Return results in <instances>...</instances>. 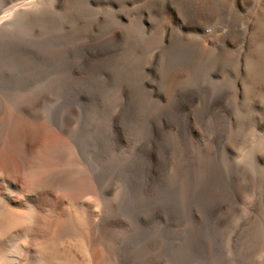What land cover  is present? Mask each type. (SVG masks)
<instances>
[{"label":"bare ground","instance_id":"1","mask_svg":"<svg viewBox=\"0 0 264 264\" xmlns=\"http://www.w3.org/2000/svg\"><path fill=\"white\" fill-rule=\"evenodd\" d=\"M263 126L264 0H0V264H264Z\"/></svg>","mask_w":264,"mask_h":264},{"label":"rangeland","instance_id":"2","mask_svg":"<svg viewBox=\"0 0 264 264\" xmlns=\"http://www.w3.org/2000/svg\"><path fill=\"white\" fill-rule=\"evenodd\" d=\"M96 8V6H93ZM98 8V6H97ZM107 55H103V60L106 61V58ZM63 99V98H62ZM60 100L59 98L58 99H54L53 100V103L54 104H59L60 103V108L63 109V100ZM58 101V102H57ZM62 105V106H61ZM260 131L261 130H264V126L261 127L259 129ZM139 139V140H138ZM143 139V140H142ZM145 139L141 136H138V137H135L133 139H130L129 142L127 141L128 143V151H133V152H138L140 150L141 147H143L144 145V141ZM143 142V143H142ZM137 148V149H136ZM245 148V149H244ZM242 148L243 152H242V155H240L238 158H237V161H239L242 156H243V153L245 152L246 148L248 147H244ZM238 213V214H237ZM237 213H234L232 215V219H230L229 221H227L226 223H224V226H223V240L221 242V244H219V246H216L215 248V252L217 254H219L223 259L225 257V259L227 258V260H225L226 262L228 261L227 264H252L251 262L248 263L247 260H244L245 257L242 256V254L240 253V249L241 248H244L245 247V244H244V241L242 242V236H241V231L242 229H244V227L246 226V220H248V214L244 213L243 211H240L237 212ZM240 215V216H239ZM244 218V220H243ZM183 221V222H182ZM178 223L177 225V228L179 229V231L181 232L180 233V238L183 240L187 239L189 237V232H187V229H189V227L193 224V221L192 220H189V219H185V220H182ZM235 221V222H234ZM235 226V227H234ZM240 226V227H239ZM181 227V228H180ZM231 228V230L229 229ZM230 230V231H229ZM234 230V231H233ZM236 231V232H235ZM183 232V233H182ZM233 232V233H232ZM228 233V234H227ZM236 235V236H235ZM233 237V238H232ZM227 239L229 240L227 242ZM225 240V241H224ZM231 240V241H230ZM234 240V241H233ZM238 241V242H237ZM231 242V243H230ZM240 242V243H239ZM238 244V245H236ZM226 245V247H225ZM235 245V246H234ZM234 246V247H233ZM228 248V249H227ZM231 248H233L232 250H230ZM240 248V249H239ZM218 250V251H217ZM230 252H229V251ZM234 250V251H233ZM223 251H224V254H223ZM232 251V252H231ZM237 251V252H236ZM220 252V253H219ZM264 248L259 250V252L257 251L256 253L253 254L252 256V262H257V260L260 259V256H263L264 254ZM230 254V255H228ZM257 255V256H256ZM260 255V256H259ZM229 256V257H227ZM231 257V259H230ZM234 258V259H233ZM237 260H236V259ZM242 258V259H241ZM244 258V259H243ZM240 259V260H239ZM256 259V260H255ZM242 260H244V263L242 262ZM205 261V262H204ZM204 261H200L198 262V264H212L210 261L208 260H204ZM234 261V263H233ZM236 261V262H235ZM241 261V262H240ZM247 263H246V262ZM240 262V263H239Z\"/></svg>","mask_w":264,"mask_h":264}]
</instances>
